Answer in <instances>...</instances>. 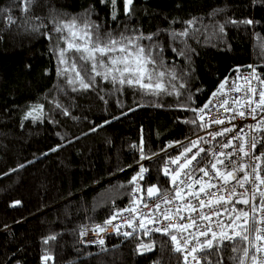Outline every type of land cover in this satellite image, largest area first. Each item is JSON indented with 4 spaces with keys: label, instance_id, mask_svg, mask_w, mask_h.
<instances>
[{
    "label": "trees",
    "instance_id": "16d2710c",
    "mask_svg": "<svg viewBox=\"0 0 264 264\" xmlns=\"http://www.w3.org/2000/svg\"><path fill=\"white\" fill-rule=\"evenodd\" d=\"M23 6L0 0V264H182L164 235H108L94 247L79 236L131 205L139 162L142 189L166 191L169 154L158 155L202 130L197 113L224 79L249 65L264 77V0H133L130 13L116 0L115 19L101 0ZM72 20L150 50L165 91L101 77L81 88L69 67L76 54L59 57L67 32L56 29ZM141 244L153 250L140 255ZM242 255L229 247L209 259Z\"/></svg>",
    "mask_w": 264,
    "mask_h": 264
},
{
    "label": "snow or ice",
    "instance_id": "6c2138e0",
    "mask_svg": "<svg viewBox=\"0 0 264 264\" xmlns=\"http://www.w3.org/2000/svg\"><path fill=\"white\" fill-rule=\"evenodd\" d=\"M109 2L112 5V18H116V0H101V3ZM22 10L27 12L28 6L32 0H22ZM133 0H124L125 13L131 12ZM11 21V18H9ZM252 23V21H247ZM95 28L93 32L92 29ZM57 32L67 35L64 37L66 48L59 52L61 64H68L65 59L66 53L71 51L76 54L75 59L70 64V70L74 73L75 81L79 83L83 89H89L96 83V77L121 86L138 87L146 90V93L158 95L165 91V85L161 82V78L165 75L163 71L157 72L152 65L156 64V59L152 56L151 51L145 50V47L135 43L131 38L121 36L119 39L108 34L106 38L100 35L98 25L85 22L83 26H78L75 20L57 27ZM186 34V33H185ZM151 40L152 37H144ZM64 72L69 68L63 69ZM175 78V77H173ZM257 80L264 85V79L256 75L253 68L251 79H245L243 85L234 84L232 90L236 92H244L240 99H233L236 106L233 111L235 116L247 118L244 109L253 120H257V116L264 113V89L258 90L252 87L251 81ZM73 83V80H69ZM227 83V81L225 82ZM221 84V89L224 88ZM213 95H216L214 93ZM259 97L258 100L254 99ZM228 103L227 100L221 102V107ZM207 107V105H205ZM259 110V111H258ZM203 112V109L200 110ZM67 114V113H65ZM203 120V116L200 117ZM229 119V122H231ZM215 124H223V119L213 121ZM208 126V125H203ZM253 132H264V115L260 116L255 125L248 126ZM233 128H224L220 131L210 133L213 140L217 136H225L226 133L232 132ZM246 133L241 128L240 133L235 137H230L221 143V148H232V152L213 150L212 159L205 163L208 155L205 148L201 146V142L208 143L204 138L191 141L189 145L183 146V151L174 159H170L163 168V175L170 177L173 185L171 198L166 193H162L155 185L147 187V196L160 195L163 204H174L176 200L185 201L186 197L191 196L193 200H199L200 203L193 204L191 200L181 205H175L174 208H165L161 211V203L155 204V210L163 216L164 220H171L173 217L184 223L175 225L167 224L158 227L152 231L161 233L169 237L172 251L180 253L182 256V264H189V257L196 264H201L203 260L205 264H223L222 259L211 260L209 257H219L220 253L226 248H231L232 252L242 251V256H233L231 259L235 264H264V256H258L264 253V176L261 172L264 168V152L260 155L255 154L257 144L261 142V137L252 135L246 139ZM233 140L237 143H233ZM264 147V145H262ZM193 149H196L193 152ZM191 153V155H189ZM201 153H205V157H200ZM235 157V159H234ZM147 157L141 156V159ZM183 161V162H181ZM193 161H196L193 164ZM169 165H177L176 168H170ZM219 166V167H218ZM147 169L141 165L136 176L132 178L131 183L136 185V191H140L139 180L144 179ZM195 173H203L202 177L194 178ZM240 173H243L241 176ZM204 177H207L205 180ZM215 181V182H214ZM195 185H200L198 191H193ZM243 189L238 193L237 189ZM185 189H188L186 192ZM215 189L219 192L218 197L211 191ZM201 193L204 194L201 197ZM259 196V203L256 202ZM17 204L20 202L17 201ZM136 204L140 200L135 201ZM223 204L222 208H216V205ZM241 204L245 207L237 208L236 205ZM144 207H148V203L144 202ZM207 207L209 211L205 213L203 208ZM181 208L190 211H199L198 216L189 214L187 218L180 214ZM129 212H135V207L126 209ZM227 213L229 223L225 224L219 219L220 216ZM117 215H120L119 213ZM144 219L149 223L155 220L151 213H144ZM213 216L217 217L216 228L211 226ZM116 216L106 221L112 224ZM200 221H208L207 224H201ZM160 222V221H157ZM127 226L132 227L131 221H127ZM115 227V226H113ZM139 227L148 234L146 225L141 221ZM195 228L196 231L189 232V229ZM98 231H104L103 227L98 226ZM119 232V229L116 228ZM135 231V229H133ZM186 233V234H185ZM132 233L125 232L123 235L130 236ZM204 237V239H201ZM48 239H55L50 237ZM45 239L44 243H48ZM227 242V243H226ZM100 244L104 241L100 240ZM243 244L241 249L238 245ZM142 251H152V244H141ZM197 253H204L198 256ZM45 261L51 259L50 256L43 257Z\"/></svg>",
    "mask_w": 264,
    "mask_h": 264
},
{
    "label": "built area",
    "instance_id": "2783aa9c",
    "mask_svg": "<svg viewBox=\"0 0 264 264\" xmlns=\"http://www.w3.org/2000/svg\"><path fill=\"white\" fill-rule=\"evenodd\" d=\"M253 65L247 66L244 70L238 71L234 76L229 77L224 79L216 88V90L209 96L207 101L203 104V106L199 109L197 113V121L199 124L202 126V130L188 139L181 141V142H176V143H170L167 144L165 149L158 155H164V154H169L167 159L165 160L163 166H162V175H163V168L167 164V162L170 159H174L177 157L182 151H183V146L189 145L191 141L198 140L200 138H204V140L208 141V143H203L201 142V146L205 148L206 152L208 153L205 163H207L208 160L212 159V151L213 150H218V151H225V152H232V148H221V143L218 142H224L230 137H235L238 133H240L241 128H243L244 133H246V139L251 137L252 135H256L258 137H261V142L257 144V148L255 150L256 155H260L263 150L262 145L264 144V137H263V132H253L251 128L248 126L250 125H255L257 123V120L260 119L261 115H264V113H261L260 115L257 116V120H253L251 116L247 113V109H244L246 112L247 118H241L239 116H235L234 119H231L235 113L233 111H229V109H234L236 106L233 104V99H240L243 95L244 92H236L232 90V87L234 84L236 85H243L245 79H251V74L253 70ZM256 70V69H255ZM256 75L259 76L261 79H264L263 75L259 73L256 70ZM227 81V83H225ZM221 84H224V88L221 89ZM252 87L257 88L258 90L264 89V85L260 84L257 80H252L251 81ZM216 93V95H213ZM254 99L258 100L259 97H255ZM227 100L228 103L224 106L221 107V102ZM207 105V107H205ZM203 109V112L200 110ZM259 111V110H258ZM203 116V120L200 119V117ZM218 119H223L224 123L223 124H215L212 123L215 120ZM229 119H231V122H229ZM203 125H208V126H203ZM224 128H233L234 130L232 132L226 133L225 136H217L216 140H213L210 133H214L217 131H220ZM233 143H237V141L233 140ZM196 149H193V152H195ZM191 155V153L189 154ZM205 157V153H201L200 157L197 159H201ZM235 159V157H234ZM150 160V159H149ZM148 161V160H147ZM183 162V161H181ZM145 161L139 162L134 168H135V174L134 176L137 175L139 168L141 165L144 166ZM196 161H193V164H195ZM170 168H176L177 165H169ZM219 167V166H218ZM262 168H264V165H261ZM147 169V168H146ZM148 175V169L147 172L144 174V178ZM242 176L243 173H240ZM261 175L264 176V171L261 172ZM133 176V177H134ZM164 176V175H163ZM203 173H195L194 178H199L202 177ZM166 184H167V189L163 193H166L169 198L172 197L173 192L172 188L173 185L171 183L170 177L164 176ZM206 180L207 177H204ZM215 182V181H214ZM141 190L136 191V185L133 184L132 191L130 193L131 197V205L122 208L118 212H116L114 215H112L109 219H111L113 216H116L115 220H112V224H107L106 221L102 222L101 224H90L86 223L84 227L81 230L80 236H79V242L81 245L88 246V247H94L98 246L100 243V240L105 241L108 235H120L123 237H130L134 235H144V236H156V235H162L161 233L152 231L155 228L158 227H163L167 224H178V223H184L186 221H180L179 219L173 217L171 220H164L163 216L159 214L155 210V204L156 203H161V211L165 208H174L175 205H181L182 203H187V201L191 200L193 204H199V200H193L191 196L186 197L185 201H180L176 200L174 204H163L160 199V195H154L152 197L147 196V187L145 189H142V180L138 181ZM153 186V185H152ZM157 188L158 186L155 185ZM149 187V186H148ZM200 185H195L193 188V191H198ZM264 188V186H262ZM187 192L188 189H185ZM213 193H215V196L218 197L220 195L219 192H216L215 189H211ZM237 192H243V189H237ZM204 194L201 193V197H203ZM140 200V203L136 204L135 201ZM259 196H257L256 202L259 203ZM144 202L148 203V207H144ZM224 205H216V208H222ZM135 207L136 211L135 212H129L126 211V209L133 208ZM237 208H242L245 207L244 205L237 204ZM200 209L197 211H190L188 209L181 208L180 214L187 216L189 214L193 216H198L199 215ZM202 211L207 213L209 209L207 207L203 208ZM120 215H117V214ZM144 213H151L152 216L155 217V220L152 223H149L147 219H144L143 214ZM227 213L224 215L220 216L219 219L223 221V223L227 224L229 223V220L227 219ZM131 221L132 227L127 226V221ZM216 220L217 217L213 216L211 226L213 228H216ZM141 221L146 225L148 231V234L145 235V231L139 227ZM160 221V222H157ZM201 224H207L208 221H200ZM98 226L103 227L104 231H98ZM115 226V227H113ZM116 228L119 229V232L116 231ZM135 229V231H133ZM189 232L196 231L195 228L189 229ZM128 232L132 233L130 236H125L123 233ZM186 234V233H185ZM201 239H204V237H201ZM227 243V242H226ZM181 255V254H180ZM198 256H203L204 253H197ZM258 256H264V253H259L257 254ZM182 259V256H181ZM203 261V260H202ZM201 261V262H202ZM189 264H196L195 261H192L191 257H189ZM248 264H251V261L248 262Z\"/></svg>",
    "mask_w": 264,
    "mask_h": 264
},
{
    "label": "water",
    "instance_id": "95a60500",
    "mask_svg": "<svg viewBox=\"0 0 264 264\" xmlns=\"http://www.w3.org/2000/svg\"><path fill=\"white\" fill-rule=\"evenodd\" d=\"M145 252H146V251H142V250L140 249L139 254H140V255H143V254H145Z\"/></svg>",
    "mask_w": 264,
    "mask_h": 264
},
{
    "label": "bare ground",
    "instance_id": "6f19581e",
    "mask_svg": "<svg viewBox=\"0 0 264 264\" xmlns=\"http://www.w3.org/2000/svg\"><path fill=\"white\" fill-rule=\"evenodd\" d=\"M202 129V128H201ZM99 246V245H98Z\"/></svg>",
    "mask_w": 264,
    "mask_h": 264
}]
</instances>
